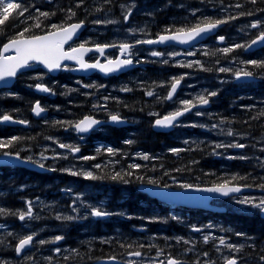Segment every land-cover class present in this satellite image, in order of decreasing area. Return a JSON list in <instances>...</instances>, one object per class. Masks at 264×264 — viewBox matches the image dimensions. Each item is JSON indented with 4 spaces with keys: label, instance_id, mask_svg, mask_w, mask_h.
Wrapping results in <instances>:
<instances>
[{
    "label": "rangeland",
    "instance_id": "1",
    "mask_svg": "<svg viewBox=\"0 0 264 264\" xmlns=\"http://www.w3.org/2000/svg\"><path fill=\"white\" fill-rule=\"evenodd\" d=\"M110 1L112 3L108 5V9L106 11H112H108V13L104 16H99L98 12L93 13L91 7H94V2H91V0H83L82 3L81 0H75L74 5H88V9H85L84 12H88L89 16L91 15L90 22L91 20H93V36H97L102 32H107V39L109 38L111 41L118 44L135 43L137 40H148L152 38L150 37V32H152L153 29L149 27V23H147L148 19H152L153 16H157L159 13H161L163 17V15H165L167 12H171V9H173V12H175L173 17H170L168 19L169 21L155 20V22L157 23L156 25L161 27L171 22H182L184 20H188L191 24H195L205 17L213 18L218 16L226 18L228 16H238V18L229 20L228 22V26L230 29L225 32V34L228 35V44L225 46L223 45L227 40L222 44L219 43V40H217L209 44H202L201 47L193 51H188L186 53L178 49L171 48L168 51L165 50L166 52L163 51V56L155 57L152 56L151 53L153 51H157L156 49L147 48L142 44L135 43L136 48L134 49L133 55L136 57H141V59L148 64L146 65L148 66V68L147 70H143L141 72H134L135 74L132 73L116 81H107L103 78L93 80H79L70 77L72 75L71 70H65L64 78H61V80L59 81L52 80L49 75L42 71H39L40 69H37V72L35 73L26 75L25 81L22 82L19 87L25 90L27 93H33L35 85L37 83H51L54 86L55 95L53 96V99L50 100L49 105L55 107L57 112L60 111L59 104L65 101L63 111H67V113L72 115V110L76 111V114L81 110L80 114H84L85 111L90 110L88 107L89 100L94 111L106 115L103 118L104 120H108L111 115L115 114L119 115L120 117L129 119L133 123V126H124L122 129L117 128L116 130H119L121 133H123V137L122 139H119V137H117L115 138L116 140H112V142L104 141V139H108L111 137V133L109 132V128L111 127L105 126L101 129H98L104 130L102 131L101 135L99 134L100 136L98 137V139L93 141L95 142V144L93 145V151L97 153L96 155H93V162H98L101 167L95 168V165L93 164V168H90L88 166L78 164L77 167L72 169L71 171H93L98 176H101L105 172H107L106 179L110 178L109 172H123L125 170H130L133 172L137 171L134 176L129 178L131 188L124 187L121 188L120 191L123 195L130 192H138V188L136 187L137 184L147 182L148 179H153L155 176H157L158 180H163L164 184H170V179L168 177L170 176L172 169H166L163 166H160V164L164 161L161 160L164 155L169 153L179 157L181 160L186 159L187 154H182V146L176 145L184 144L183 149H185L186 152H188L189 154L196 153V158H194L195 156H192L193 160L196 162L198 161L200 163V160H202L204 163H211L212 166L230 165V167L235 161L239 165H247V167L249 164L250 167H252L256 171L253 175L260 179H264V169L261 170L262 168H264V135L261 137H257L259 133L264 131V121H261L259 123L249 122V126L252 125L253 128L259 127V132H252V134L244 132L236 125H229L224 119V114L233 113L242 115L245 112H249L251 110L264 109V89L262 87L263 84L261 83L263 81L262 78H264V75L257 72L261 77L257 75L260 80L255 84H239L235 76L233 75L234 72L241 69L251 71L252 65H246L243 62L249 60H264V55H260L257 58H248L244 56L245 48L236 49L231 53L237 54L238 56L234 59H232V57H229L230 62L228 64H225L224 67L220 65V60L214 62L211 59L206 58V56L210 57L211 50L217 54L222 55V51H220V49L232 46L237 43L247 44L254 36L259 34L260 31H264V0H262V4L259 7L250 6V3L247 0H236V2L235 0H228V2L224 4L220 3L224 2L225 0H220L217 2H213V0H200L199 3L195 4V6L184 4L183 2H181V0H179L176 5H171L170 2L166 1V8L160 3L150 5L148 0ZM21 2L27 6L29 5V10H34L36 7H42L41 11H43V9L45 8L43 4L35 5L33 4V2L29 4V0H21ZM230 2H234L235 4L229 5L228 3ZM236 4H240L242 5V7L237 8L235 7ZM128 7L132 8V14L125 22L124 13L128 9ZM156 9H159L160 11L152 13V10L154 11ZM100 12H105V10H102ZM249 12H251L252 15H238L239 13ZM32 13L33 12L28 13L25 17L17 18L15 20L16 23L12 28H16L21 25V30L25 26L34 25L35 23L29 21V17ZM52 13H54L52 20L56 23H51L49 24V26L52 24L59 25L62 22L67 23L71 20L68 18L70 13H67L65 16H63V14H59L58 9L56 11H53ZM193 13L195 14L193 15ZM57 14H59V16H57ZM97 20H113L116 22L110 24H97L95 23V21ZM255 21H261L260 28L254 29L250 27L251 23ZM90 41L91 36L89 32L87 35H84V38L81 40V42L83 43ZM160 52L162 51L160 50ZM189 52L194 54L189 55ZM169 53H179V55L173 57L169 55ZM164 60H167L168 62L164 63ZM196 61H199L200 63L196 64ZM188 63H192L193 67L189 68L180 66L181 64L187 65ZM220 68H228L231 69V71L220 72ZM182 74L184 77V79L182 80L184 83V89L181 92L182 97H180V100L174 102V104L172 105L166 101L157 102L158 100H160L157 96L159 94L162 95L165 90L171 85L172 78H180ZM37 77H42V79H37ZM29 80H32V82H29ZM147 81H155V86H145L143 82ZM63 84L72 87L71 90H73L75 96L76 93H79L81 96H84L86 98L76 99L75 97H72L73 104H71V102L69 101V99H71V94L65 96L62 88ZM93 84L96 85V87H83V85ZM122 88H128L131 89V91H122ZM146 89H149L148 91H152L154 93L153 96H148L146 94L148 92ZM213 91L218 93L216 96L209 97V102L212 103L213 108L205 111H199L200 113H202V115H196V112L192 116L185 118L183 121H181V123L178 124L177 129L174 133L171 132L169 135H165V137L163 138H156V140L155 138L153 139L150 137L149 133L153 130L151 129V126L149 128L148 125H152L155 122V118L165 116L170 112L180 108V101L182 100L191 99L195 102V98L198 95L208 96V94ZM140 94L141 97L143 96L144 104L139 108L128 109L126 107L129 103L128 100L131 101L132 98H138ZM1 96L4 98H8L9 96L17 95L16 93L12 92L10 94L2 93ZM21 105L23 104H20L19 106ZM155 105H159L160 109H154ZM30 107L31 106L28 107L29 112ZM19 110L21 111V109ZM89 112L92 113L93 111ZM25 113L22 114L24 115ZM17 114L20 115L19 112H17ZM124 114H126L127 116H124ZM28 115L29 113L25 116ZM213 125H217V127H213ZM64 128L65 126H63L61 129L63 130ZM229 130H231L234 135H227V132ZM128 140H131L132 143H126V141ZM56 143L67 144L76 147L75 143H72L70 141L56 140ZM218 143L224 145L230 143H242L245 144L246 147L240 148V150L239 148L230 147L216 148L215 145ZM109 147L115 150L114 155H110L107 152V149ZM201 147H203V150L201 149ZM61 149L62 148H59V152L57 153V156L59 158H62L64 155ZM171 149H180L181 151H179L178 153H174L171 151ZM144 154L149 155L150 159L144 160L142 158ZM241 156L246 157V159H240ZM71 158L73 159V157ZM82 160L85 159L78 158V162H81ZM193 160H190V162H194ZM132 164H139L141 165V167L139 169H130L129 166ZM151 169H153V172ZM193 172H197V170L193 169ZM154 173L156 175H154ZM140 176L144 177L143 181L137 179V177ZM79 178L82 179L83 177L79 176ZM98 181L99 179L93 180V184ZM109 184L111 186L113 185L112 182H109ZM122 184L125 183H119V185ZM127 184L126 186H128ZM102 190H104V187L102 186L98 189V191H96L93 187V206L102 208V205H104L103 202L109 200L108 197L109 195H111L112 190H109L110 194L102 193ZM261 196H264V193L261 195H256L254 197L258 198ZM2 199L3 201L8 202L7 197H3ZM166 209L167 210L165 211H156L153 214H146V216L138 215L137 220L142 224L138 223L133 226L136 228L135 231H138V229L141 227H146L149 233L147 239H151V243H169L171 229H173L175 226L180 227V223H184V220L182 219V216H176L173 209L170 210V213H168V208ZM7 212L8 214L3 215V217L8 216L10 218L11 214L13 213L10 207L7 209ZM57 215H59V213L54 215L50 212L46 220L51 221V223L46 225L45 227L41 226L44 222V219H42L40 211H37L34 215V217H39V219H30L31 223L29 226L33 230V233H36V237L39 238V240L47 239L45 234H52L55 230H57ZM173 216L178 217L179 219L173 220ZM3 217H0V224L5 226L4 228H0V240H3V243H0V264H8L12 251L11 238L18 239L19 237L24 236L26 233L25 229L23 228L17 233L11 232L13 234L12 237L8 235V233H10L9 223H12L13 220L5 219ZM99 220L102 221L101 218H99ZM118 224H121V221L115 222V225ZM156 229L157 232L153 233ZM113 230H115L116 232L123 231V229L120 230L119 228L114 227L108 228L104 226L101 228V231H103L104 233H110ZM55 237L50 236L47 240L52 242L50 252L57 258L56 249L58 247H56L57 241H55ZM181 237L183 239L179 240V242L181 244H186L184 241H187L188 239L184 236H178L177 239H174V241L178 242V238ZM89 239L90 238H85V240H81L79 242L83 244L81 245V248L86 252H89L90 245H84V243L89 244ZM96 239L97 241H99V243L106 241L103 236L96 237ZM145 244L149 246V242H145ZM36 245L37 244H35V246ZM26 257H31V255H26ZM137 259L139 258L130 256L128 261H134ZM253 260H257L258 262L261 261L260 257L256 259L254 258ZM109 261L113 262L110 259ZM116 261L122 260L117 257ZM42 262L47 263V260L44 259V257H38L32 260V264H40Z\"/></svg>",
    "mask_w": 264,
    "mask_h": 264
},
{
    "label": "flooded vegetation",
    "instance_id": "2",
    "mask_svg": "<svg viewBox=\"0 0 264 264\" xmlns=\"http://www.w3.org/2000/svg\"><path fill=\"white\" fill-rule=\"evenodd\" d=\"M252 70L253 67L251 66V71ZM255 78L258 79V81L260 80L257 77ZM261 83L263 84V82ZM156 107L160 109L159 106L156 105ZM156 133L159 135L158 132ZM73 136V134L70 135V137ZM159 136L160 138L164 137V135ZM50 145L42 161L48 167H52L56 161L58 162L56 176L53 173L47 174L48 178L55 176L58 180L47 179L43 181V184H57L55 189L58 192L56 199L59 215H72L78 217L72 221L57 220V230L50 234V236L55 237L59 235L64 238L59 241V245L62 248L57 252V259L54 261V264H97V257L101 254L100 251L103 249H107L106 253L109 254L108 256H117L125 264H130V262H135V264H161V262H163V264H167L169 257L181 261L182 264H196L197 261H199V264H209V262H214V264H225L224 258L231 256H235L238 259V264H264L262 261L258 262L257 260H253L257 258V255H260V258L264 257V219L254 210L245 209L241 211L240 209L242 206L236 203L237 199H241L245 196L254 197L263 194L264 190L257 187L259 183L233 182L240 185H250L251 187H247L249 192L239 196L214 199L211 204L219 206L218 212L208 209L201 203H197L195 208L172 204L170 209L174 210L176 216H182L184 223L181 222L180 227L175 226V228L171 230L170 244L156 246L150 244L145 234L141 235L131 231L130 226L133 223H139L137 216L141 215L143 211L149 209L151 213H154L156 209L159 208V203L143 193L141 194L144 196L139 197L138 200L137 196L133 198L135 192L123 195L120 189L124 187L131 188V183H128V186H126V184L119 185L117 181L114 186H111L107 181H101L95 185L96 188H100L101 186L104 187L102 193L110 194L109 190H112L111 195L108 197L109 200L103 202L105 206H103L102 209L115 214L107 217H92L88 214L90 211L88 206H93V180L82 181L79 177L72 176L70 171L67 170L76 168L78 164L90 168H93V164H99L98 162H93V159L78 162V158L82 159V157L85 156L93 157V155L97 154L93 151V135L91 136L90 144H78L80 149L79 152L73 153L70 149L66 148L65 151H63L64 155L62 158H54L56 157L54 152L55 144L51 142ZM176 145L182 146V154H187V159L192 157V154H189L183 149L184 144ZM25 155L26 157L39 160L28 154ZM167 155L170 159L177 158V156L171 153ZM71 157H73V159ZM160 166H162V163ZM203 166L207 170L204 179H202L197 172L184 170L182 174H179L171 170L169 179L172 188L181 189L177 186L176 182L191 183L199 185L200 187H210L213 183L224 181L226 176L230 175V170L232 172L237 171L239 164L233 162L230 167V165L212 166L209 163H205ZM2 174H7V171H2ZM154 175L156 174L154 173ZM10 177H14L12 181V190H14L16 187L31 182L33 175L19 170H11ZM153 179H157V176ZM23 194L24 193H14V196ZM142 203H147L150 206L145 207ZM73 208L79 210L73 211ZM14 217L19 220L18 216ZM99 218H103V220L101 221ZM108 220H110V222H108ZM116 221H121V224L118 225L123 229L122 232L113 230L110 233H104L101 231V228L104 226L113 228ZM194 228H200L201 231H194ZM15 229H17V227ZM25 233V235L33 234V230L27 229ZM236 233H244L245 235L238 236ZM205 235L211 237L207 243H205L203 239ZM99 236H103L106 241L99 243L96 239V237ZM178 236L187 237L189 243L181 244L179 240L175 242L174 239H177ZM46 237L47 239L49 238L48 236ZM220 237H223L227 243L236 244L238 246L243 245L241 251L238 253L233 252L225 246L219 245L218 238ZM85 238H90L89 244L84 243V245H90L89 252L83 250L81 248L83 244L79 243L81 240H85ZM47 239L46 241H48ZM38 240L39 238L35 236L32 247L37 244ZM117 242L132 245V247H122ZM145 242H149V246L146 245ZM51 243V241H48L47 247L42 249V251H51ZM141 245H143V247H141ZM217 248L220 250L217 251ZM189 249H191V251H189ZM31 250L32 248L28 252ZM131 250L140 251L142 256L137 257L139 258L137 260L128 261L130 257L128 253ZM161 250L163 251L161 252ZM96 251H98V253H96ZM28 252L23 256L16 253L12 258L18 260V262L14 264H21V260L23 262L24 259L31 260L28 259V257L24 258ZM93 253L96 254L93 255ZM204 253H208V255L205 256ZM86 255L88 258H86Z\"/></svg>",
    "mask_w": 264,
    "mask_h": 264
},
{
    "label": "snow or ice",
    "instance_id": "3",
    "mask_svg": "<svg viewBox=\"0 0 264 264\" xmlns=\"http://www.w3.org/2000/svg\"><path fill=\"white\" fill-rule=\"evenodd\" d=\"M83 0H81V3ZM252 4H256L257 0H250ZM123 7V6H122ZM231 7V6H230ZM235 7L240 8L242 5L236 4ZM39 15L37 17H31L32 19L36 20V23L32 26H25L21 31L16 33L14 37L8 40L7 43L3 45L2 48H0V82H7L11 78H15L19 72L23 69H29L33 66L34 63L43 65L44 68L47 69L48 72H55L60 70H80V71H87L90 69H99L103 73H113L121 70L122 68H125L127 66H130L133 64V59L131 49L134 47L131 43H120L119 45L116 44H95L93 47H88L87 42L81 43L78 46L72 47L70 46L67 50L65 49V45L68 44L69 41L73 39V37L76 35L78 30L83 27V21L79 23H71V24H63V25H57L52 24L50 25V30L43 34V35H36L32 34L33 27L34 28H41V22L40 17H49L50 15H54V13H48V12H41L39 9L36 10ZM70 15L69 19H71L73 16H75V12H72L69 10ZM29 13V6L23 4L21 0H0V33H3L5 30V25L10 20H16L20 17H25V14ZM132 14V8L128 7V9L124 13V20L125 22L129 19V17ZM195 13H193L194 15ZM238 15H252L251 12L249 13H239ZM238 16H228L226 18L221 19H213L211 17H205L201 20H199L197 23L190 27H180L175 29L174 31L172 29H168L167 31L172 34H165V35H159L158 39L152 40H137L136 44H155V43H165L168 41H178L180 43H189L193 40H196L198 37H202L204 34L212 32L214 29L218 28L220 25L228 23L229 20L237 19ZM116 21L113 20H106L101 21L97 20L95 23L101 24V23H115ZM251 28H260L261 27V21H255L251 23ZM219 41L223 42L225 40V37L220 36L218 37ZM258 43H264V31H260L259 34L255 39H252L250 43L247 44H234L229 47H225L223 49H220L223 53H231L236 49L240 48H251L253 45H256ZM109 47H117L119 49V57L116 59H106V62L101 63L99 59L89 62L85 59V54L88 52L95 51L99 53L101 56L104 55L105 50ZM12 53V54H8ZM189 55H192L194 53L189 52ZM152 56L155 57H161L164 55V53L159 51H153L151 53ZM171 56L179 55V53H169ZM65 61H75L78 65V69H71L67 64H65ZM164 63H167V60L163 61ZM196 64H199V61L195 62ZM246 65H252L255 68L264 69V60H249L246 62H243ZM182 67H193L192 63H188L187 65L181 64ZM202 67V65H201ZM220 72H229L231 69L228 68H220ZM235 78L237 80L241 78H250L253 77L254 73L252 71H248L246 69H241L239 71H236L233 73ZM37 79H42V77H37ZM184 79L183 76L180 78L173 77L171 81L170 90L168 91L166 99L171 100L174 96V94L177 92V88L180 85L181 81ZM85 88L89 87H96V85H83ZM35 88L41 92L45 93H53V89L48 87L45 84L37 83L35 85ZM122 91H131V89L124 88ZM54 94V93H53ZM148 96H153L152 91H148L146 93ZM218 93L213 91L208 94V96L205 95H198L195 98V102L191 99L189 100H182L180 101L181 107L176 109L175 111L163 116L162 118H158L155 120V126L162 127V128H168L172 127L174 123L178 120L179 117L183 116L185 113L191 111L193 108L197 107V105H206L209 103V97L216 96ZM107 99V98H105ZM32 111L35 113V115L40 116L41 113L45 112L46 109L41 106L39 101H36ZM196 115H202V113L197 112ZM111 121L113 122H120L121 117L119 115H111L110 117ZM0 122H16L20 124H26L27 121L25 120H19V121H13V117L9 114H0ZM57 124L60 123H69L70 126L74 127L77 132L85 133L89 132L93 129L94 126L98 125L100 121L96 120L92 116H85L83 119H81L79 122H76L74 125L71 124V122H61L56 121ZM195 126V125H194ZM213 127H217V125H213ZM227 135L232 136L234 133L229 130L227 132ZM22 138L19 136H12L10 138H0V155L4 157H8V161H4L5 163L10 162L11 160H17L21 162H32L39 165L40 168H44L45 165L43 163H40L39 161H33L31 157L22 158L20 156V153L13 152L10 149H12ZM126 143L131 144L132 141L128 140ZM60 148H67L70 149L71 152L76 153L79 152V147H73L72 145L67 144H59ZM216 148H222V147H230V148H245L246 145L242 143H230L227 145L224 144H216ZM172 152L178 153L181 151L180 149H171ZM107 152L110 155L115 154V150L112 148H108ZM94 157H82V159L88 160L93 159ZM144 160H149L150 157L147 154H144L142 157ZM235 158V157H232ZM240 159H246V157L241 156ZM101 166L99 164L95 165V168H100ZM130 169H139L141 165L139 164H132L129 166ZM54 170V169H53ZM70 171V174L73 176H82L85 179L88 180H98L103 179L104 177L96 175L93 171ZM179 171V169H177ZM135 173L133 171H127V172H114L111 175V179L113 181H122L123 183L127 184L130 183V180L126 177H132ZM137 179L143 181L144 177L140 176L137 177ZM246 176H239L234 175L228 180H224L220 183H213L210 187H200L199 185H194L191 183H177V186L181 189H184L186 191H196V192H208V193H215L219 194L221 196H230L233 193H239L242 191L243 187H251L250 185H240L238 183H233L239 180H246ZM148 184L154 185L156 187H163L165 189L172 187L171 184H163L161 185L160 180L158 179H148ZM261 190H264V183H261L257 185ZM167 195H175L168 193ZM236 203L241 205V211H244L245 209L248 210H254L256 213H258L261 216H264V196L261 197H251V196H245L241 199H237ZM88 208L90 209L89 215L92 217H107L110 215H114L115 213H110L106 210H103L101 207L91 206L89 205ZM73 211H78V209L73 208ZM8 214L7 210L4 208H0V215H6ZM13 215H18V218L21 221H24L26 218L28 219H39V217L33 216V208H32V202H27V209L26 211H21L19 213H12ZM77 216L67 215H57V220H65V221H72L77 219ZM158 219V218H154ZM173 220H178V217L173 216ZM5 226L0 224V228H4ZM194 231L200 232V228H194ZM8 235H12V233H8ZM236 235H245L244 233H236ZM36 233L24 235L22 237L18 238V243L15 247V251L17 254L23 253L26 248L30 247L33 244V241L35 239ZM64 237L63 236H56L55 241H60ZM210 236L205 235L203 237L204 242L207 243L210 240ZM183 238H178V240H182ZM219 239V245H223L229 250L233 252H240L243 245H236V244H230L227 243L226 240L223 237L218 238ZM185 243H189V241H184ZM0 243H3V240H0ZM39 244H45L48 243V241H45L43 239L38 241ZM124 247V245H121ZM127 247L131 248L132 245H127ZM143 247V245H141ZM220 249L217 248V251ZM60 249L57 248L56 252H59ZM75 251V250H74ZM163 250H161L162 252ZM191 251V249H189ZM128 255L140 257L142 256V253L140 251H133L129 252ZM205 256L208 255V253H204ZM28 259H32V257H28ZM51 259V258H49ZM110 260L116 261L117 257L111 256L109 257ZM262 260H264V257H261ZM225 264H238V259L235 256L231 257H225ZM130 264H135V262H130ZM163 264V262H161ZM167 264H182L181 261L169 257L167 260ZM196 264H199V261L196 262ZM209 264H214V262H209Z\"/></svg>",
    "mask_w": 264,
    "mask_h": 264
},
{
    "label": "trees",
    "instance_id": "4",
    "mask_svg": "<svg viewBox=\"0 0 264 264\" xmlns=\"http://www.w3.org/2000/svg\"><path fill=\"white\" fill-rule=\"evenodd\" d=\"M166 1L170 2L171 5H176L179 0H155L156 4L160 3L163 6H165ZM217 1H220V0H213V2H217ZM231 1H233V0H231ZM247 1L250 3V6H252V7H254V6H258L259 7L262 4V0H257L256 4H252L250 2V0H247ZM32 2L35 5L43 4L45 6V8L43 10L46 11V12H49V13H52L53 11H56L58 9L59 14H61V15L63 14V16H65L67 13H70L69 10H71L72 12H75V16L72 17L73 19L71 18L72 19L71 21H75V20H80L81 21V20H87V18H89L88 12H84L85 9H88V5H85V6L84 5H74L75 0H33ZM32 2H30V3H32ZM91 2H94L93 3L94 7L92 6L91 10L93 11V13L98 12L99 16H104V15H106L108 13V11H112V10L106 11L108 9V5L112 3L110 0H91ZM181 2H183L184 4L190 5V6H195V4L199 3L200 0H181ZM227 2H228V0H225L224 2H222L220 4H224V3H227ZM235 2H236V0H235ZM228 4L230 5V4H235V3L234 2H230ZM166 7L167 6H165V8ZM40 8H42V7H38L39 11H41ZM102 10H105V12H100ZM171 10H172L171 12H167L165 15H163V17L161 15V13H159L157 16H153L152 19H148L147 23H149V27L151 29H153L152 32H150V37L156 38L158 35L168 32L167 31L168 29H172L174 31L176 28L189 27V26L193 25V24L190 23V21H188L187 23H178V22H174L173 23V22H171L169 24L164 25V27L163 26L159 27L158 25H156L157 23L155 22V20H157V19L159 21L160 20L169 21L168 19L170 17H173V15L175 14V12H173V9H171ZM157 11H160V10L159 9H156L154 11L152 10V13H155ZM59 14H57V16H59ZM38 15H39L38 12H34L32 17H37ZM52 17H53V15H50L49 19L51 20ZM34 20L35 19L30 18L29 21L33 22ZM15 23H16L15 20H11L10 22H8L5 25L4 32L0 33V48L5 42H7L9 39L14 37L16 35V33H18L19 31L22 30V29L20 30V26L21 25L19 27L12 28L15 25ZM32 34H34L33 30H32ZM103 39L105 41H109L110 40L109 38L107 39V33L103 37ZM209 59H211L212 61L222 60L221 57L218 54L210 55ZM252 67H253L252 71L264 73V69L255 68L254 66H252ZM25 77L26 76H23L21 78V81ZM21 81L15 87V90L19 91V93L22 92L21 88L19 87V85L22 83ZM144 85L147 86V87L155 86V81H153V83H152V81H147V82L144 83ZM24 93L26 94V96H24L25 98L24 97L19 98L20 96H18V97L8 98L6 100L5 98H1L0 97V111H1L0 114L3 111V113L4 112L5 113H11L13 115H16L17 112H19L21 115H23L22 113L26 112L24 114V116L27 115L29 113L28 107L31 106L32 103H34L36 101L37 96L32 94V93H27L26 91ZM142 95H143V93H142ZM15 98H17V99H15ZM128 102L129 103L126 106L128 109L139 108L140 106H142L144 104L143 96L141 97V94H140L138 98H132V100L131 101L128 100ZM20 104H23V105L19 106ZM88 104H89V102H88ZM19 109H21V111ZM74 112H75L76 116H79L80 113H81V110L77 114H76V111H74ZM29 116H30V114H29ZM261 121H264V109L256 110V111L255 110H251L249 112H245L242 115L240 114L238 116H233L230 119V122L232 124H235L238 128L242 129L244 132H247V133H252V132L257 133V132H259L258 131L259 127L258 128H253L252 125L249 126V122L259 123ZM150 126L151 125H148L149 128H150ZM55 130L56 129L54 127H52V125L43 126L41 128V131H39V132L36 131V130H34L33 132L30 131V133L28 135L24 136V139H25V141L29 142L31 144V146L32 145L36 146V142H37V140L40 137H43V136H45L47 134H51L52 131H55ZM113 133H114L115 136H118L120 138L123 137V133H121L119 130L113 129ZM159 135H164V134H159ZM201 149L203 150V147H201ZM195 154L196 153L192 154V156H195ZM194 158H196V156ZM199 159H201V158H199ZM190 160L192 161L193 158L191 157L190 159H187V158L183 159V166H184L186 171H193V169L197 170V169H199L200 165L205 164L202 160H200V163L198 161L196 162L194 160H193L194 162H190ZM153 169H154V166H153ZM153 169H151V170H153ZM156 169H158V168H156ZM127 171H130V170H125L123 172H127ZM250 172H252V171H249L248 167L246 168L245 165L240 164L238 169H237V171L232 172V176H234V175L246 176L247 177L246 180H239L241 182H251L252 179L256 180L254 177L251 176V174H249ZM40 177H42V176H40ZM13 201L14 200H11L10 202H13ZM11 210H12L13 213L15 212L12 208H11ZM11 216L14 217L13 214H11ZM259 223H260V221H259ZM117 243H119V245H124L125 247H127V245L125 243H120V242H117ZM12 251H14L13 248H12ZM100 252H101L100 255H105V253L107 252V249H103ZM96 253H98V251H96ZM96 253H93V255L96 254ZM257 257H260V255H257ZM86 258H88L87 255H86Z\"/></svg>",
    "mask_w": 264,
    "mask_h": 264
},
{
    "label": "water",
    "instance_id": "5",
    "mask_svg": "<svg viewBox=\"0 0 264 264\" xmlns=\"http://www.w3.org/2000/svg\"><path fill=\"white\" fill-rule=\"evenodd\" d=\"M86 25V24H85ZM84 26V25H83ZM83 28V27H82ZM82 28H80L79 30H78V32L82 29ZM219 28V27H218ZM218 28H216V29H214L212 32H209V33H206V34H204L202 37H198L196 40H193V41H191V42H189V43H180V42H178V41H168V42H165V43H155V44H147L148 46H150V47H152V46H166V45H168V44H176V45H181V46H183V47H187L186 45H188V44H192V43H196V42H198V41H200V40H203L206 36H208V35H213L216 31H217V29ZM77 32V33H78ZM262 45H264V43H258V44H256V45H253L252 47H251V49H255V48H258V47H261ZM111 50V48H107L106 50H105V52H107V51H110ZM91 52H88V53H86L85 54V57H87L89 54H90ZM9 54V53H8ZM65 62H71V63H76L75 61H65ZM135 67V65L134 64H132V65H130V66H127V67H125V68H122L121 70H119V71H117V72H113V73H103V72H101L99 69H90V70H87V71H80V70H74V73H79V74H81V75H85V76H88V75H91L92 73H95V72H100V73H102V74H104L105 76H118V75H120V74H122V73H124V72H127L128 70H130V69H132V68H134ZM30 69V68H29ZM23 70H25V69H23ZM55 72H57V71H55ZM14 79L15 78H11V79H9L7 82H0V87H2V86H4V85H11L12 83H13V81H14ZM245 79H247V80H249V81H253L254 80V78L253 77H250V78H245ZM179 87H180V85L178 86V88H177V91H178V89H179ZM39 93H41V94H44V95H49L50 93H45V92H41V91H39V90H37ZM176 94H177V92L174 94V96L173 97H175L176 96ZM202 106V105H201ZM203 106H211V104L210 103H208V104H206V105H203ZM193 110V109H192ZM191 110V111H192ZM191 111H189V112H191ZM47 112L45 111V112H43V113H41V115L40 116H37V115H35V113H34V115L37 117V118H40V117H42L43 115H45ZM188 113V112H187ZM13 121H15L14 119H13ZM178 121V120H177ZM6 124H11V125H20V123H16V122H5ZM112 123H114V124H117V122H113L112 121ZM124 123H127V122H123L122 120L120 121V122H118V124H124ZM161 130H165V131H168V130H170V129H172L171 127H168V128H162V127H159ZM154 129L155 130H157V131H159V129L157 128V127H154ZM91 131V130H90ZM89 131V132H90ZM89 132H85V133H89ZM5 158H8V157H2L0 160H3V162H4V160H5ZM8 161V160H7ZM12 161V160H11ZM15 164H17L16 162H14ZM150 191V193L153 195V196H158L159 194H160V196H165V195H167L168 193H171V194H174L173 193V190H171V189H162V188H152V189H150L149 190ZM233 194H236V193H233ZM168 196H172V195H168ZM173 199V197L171 198V199H168V200H172ZM24 253V252H23ZM23 253H20V254H23Z\"/></svg>",
    "mask_w": 264,
    "mask_h": 264
},
{
    "label": "bare ground",
    "instance_id": "6",
    "mask_svg": "<svg viewBox=\"0 0 264 264\" xmlns=\"http://www.w3.org/2000/svg\"><path fill=\"white\" fill-rule=\"evenodd\" d=\"M176 3V2H175ZM193 4V3H192ZM174 11V10H173ZM210 13V12H209ZM197 15V14H196ZM158 20V19H157ZM166 23V22H165ZM172 26V25H171ZM164 27V26H163ZM171 28V27H170ZM177 29V28H176ZM159 33V32H158ZM155 70V69H154ZM158 71V70H157ZM254 73V76L259 78L257 75H259L257 72L253 71ZM135 74V73H134ZM159 76V75H158ZM183 76V74H182ZM260 76V75H259ZM261 77V76H260ZM262 82L264 84V79L262 78ZM153 83V82H152ZM138 87V86H137ZM123 89V88H122ZM109 90V89H108ZM147 90V89H146ZM149 90V89H148ZM147 90V91H148ZM189 99V98H188ZM65 102V101H64ZM159 106V105H158ZM261 110V109H260ZM256 111V110H255ZM138 116V115H137ZM144 123V122H143ZM257 125V124H256ZM143 126V125H142ZM197 130V129H196ZM150 137L151 138H160L159 135L155 132V131H151L150 133ZM255 134V133H254ZM244 135V134H243ZM178 140V139H177ZM250 142V141H249ZM198 143V142H197ZM255 143V142H254ZM168 144V143H167ZM173 144V143H172ZM206 144V143H204ZM141 145V143H140ZM151 145V144H150ZM196 147V146H195ZM205 147V146H204ZM206 148V147H205ZM216 157V156H215ZM164 160V161H163ZM162 166L166 169H172V171H174L175 173H179V174H182L185 170L184 166H183V159L181 160L179 157L175 158V159H170L168 158V155H164L163 158H162ZM236 162V161H235ZM213 163V162H212ZM220 163V162H219ZM151 164V163H150ZM211 164V163H210ZM186 165V164H185ZM191 166V165H190ZM188 167V166H187ZM238 167V166H237ZM191 168V167H190ZM209 168V167H208ZM177 169H179V171H177ZM200 170V171H199ZM165 171V170H164ZM206 169L203 165H200L199 169H197V174H199L202 179H204L205 177V174H206ZM213 171V170H212ZM240 171V170H239ZM235 172V171H234ZM225 173V172H224ZM198 175V176H199ZM264 178V177H263ZM188 194H190V192H188ZM92 200V199H91ZM91 202V201H90ZM83 207V206H82ZM81 211V210H80Z\"/></svg>",
    "mask_w": 264,
    "mask_h": 264
}]
</instances>
